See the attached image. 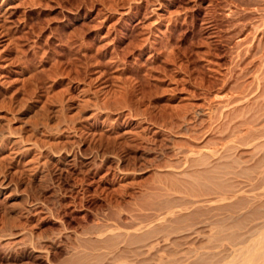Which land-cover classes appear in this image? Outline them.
<instances>
[{
    "label": "rangeland",
    "instance_id": "1",
    "mask_svg": "<svg viewBox=\"0 0 264 264\" xmlns=\"http://www.w3.org/2000/svg\"><path fill=\"white\" fill-rule=\"evenodd\" d=\"M263 71L264 0H0V264L238 261L264 235Z\"/></svg>",
    "mask_w": 264,
    "mask_h": 264
},
{
    "label": "bare ground",
    "instance_id": "2",
    "mask_svg": "<svg viewBox=\"0 0 264 264\" xmlns=\"http://www.w3.org/2000/svg\"><path fill=\"white\" fill-rule=\"evenodd\" d=\"M254 56V55H253ZM235 72V71H234ZM263 73H264V71H263ZM259 81V80H258ZM237 84V83H236ZM262 86V85H261ZM247 114V113H246ZM254 119V118H253ZM252 119V120H253ZM196 120V119H195ZM220 120V119H219ZM234 120V119H233ZM180 122V121H179ZM252 122V121H251ZM250 122V123H251ZM252 126V125H251ZM229 128V127H228ZM264 135V134H263ZM260 137V136H259ZM188 160V159H187ZM195 162V161H194ZM264 162V161H263ZM188 165V164H187ZM260 169H261V167H260ZM264 169V166L262 167V171H264L263 170ZM261 172V171H260ZM180 173V172H179ZM263 173V172H262ZM259 175V174H258ZM262 176V175H261ZM184 177H186V176H184ZM261 179H264V178H262L261 177ZM189 181V180H188ZM262 183V182H261ZM192 188V187H191ZM176 189V188H175ZM178 189V188H177ZM190 189V188H189ZM188 189V190H189ZM187 190V191H188ZM192 190V189H191ZM179 190H177V192H178ZM186 191V192H187ZM204 191V190H203ZM183 192V191H182ZM181 193V192H180ZM187 193H190V190L187 192ZM191 195V194H190ZM217 196V195H216ZM191 197V196H190ZM221 197V196H220ZM223 197V196H222ZM219 198V197H218ZM193 199V198H192ZM185 201V200H184ZM203 201V200H202ZM225 201V200H224ZM211 202V201H210ZM197 202H195V204H196ZM185 205V204H184ZM198 205V204H197ZM192 206V205H191ZM201 206V205H200ZM219 210V209H218ZM186 211V210H185ZM197 211H198V209H197ZM195 213V212H194ZM258 213V212H257ZM180 214V213H179ZM170 216H175V211H172V210H169L168 212H166V214L162 217V218H160L158 221H166L167 222V219L170 217ZM176 219V218H175ZM174 219V220H175ZM184 220V219H183ZM185 221V220H184ZM255 221V220H254ZM175 222H178L179 223V220L178 221H175ZM226 222V221H225ZM202 223V222H201ZM229 223V222H228ZM209 224V223H208ZM264 224V223H263ZM262 224V225H263ZM211 225V224H210ZM261 225V226H262ZM204 226V225H203ZM219 226V225H218ZM225 226H226V224H225ZM236 226H238V225H236ZM236 226H234V228L236 227ZM242 225H240V226H238L239 228L241 227ZM264 226V225H263ZM220 227V226H219ZM219 227H217V228H219ZM228 227H230V226H227L226 228H224V226H222L221 228H220V230L221 229H225L226 231H227V229H228ZM237 227V228H238ZM232 228V227H231ZM254 228V227H253ZM224 229L221 231V233L224 231ZM236 229V228H235ZM262 229V228H261ZM219 230V229H218ZM219 230V231H220ZM229 230V229H228ZM231 230V229H230ZM264 230V228L261 230V231H263ZM225 231V232H226ZM232 231H233V228H232ZM258 231L260 232V230L258 229ZM224 232V233H225ZM230 232V231H229ZM219 233V232H218ZM226 233H228V231L226 232ZM252 233V236L255 234V233H253V232H251ZM257 233V232H256ZM152 234V233H151ZM155 234H158V233H155ZM220 234V233H219ZM242 234H244V233H242ZM260 234V233H259ZM263 234V233H262ZM150 234H148V236H149ZM153 235V234H152ZM218 235V234H217ZM221 235V234H220ZM228 236V238L227 237H225V236ZM222 234L221 236H224V240L226 241V240H229V242H234V241H238V239H240L239 241H240V243H241V240L242 241H244V239L241 237V235H237V232L236 233H232L231 232V234ZM244 235H247V234H244ZM257 235V234H256ZM125 236L127 237V239L129 238V237H131L129 240H126L125 238V240L124 241H129V242H127L128 243V245H131L130 247L132 248V246H134L135 244H137L138 245V243L140 242H142L143 240V238H146V237H141L140 239H138L137 237H132V235L130 234V233H125ZM155 236V235H154ZM160 236V235H159ZM221 236H215L213 239H214V241H216V242H222V238H221ZM249 236L250 235H248V236H245V237H247L248 239H249V242L250 243H248V244H250V246L247 244V246H245L246 244H244V245H242V246H240V249H238L239 248V246H236V247H238V248H236L235 249V251H238L239 250V253H241V258L237 261L236 260V258H234L235 260L233 261V259H232V263H228V264H264V235H260V237H258L259 238V240L257 241V242H255V241H253V240H256V239H254L253 237V240H252V238L250 239L249 238ZM255 236V235H254ZM259 236V235H258ZM150 237V236H149ZM156 237H157V235H156ZM164 236H162V241H165V243H166V241H168L167 239H170V238H163ZM165 237H166V235H165ZM244 237V238H245ZM119 238V237H118ZM226 238V239H225ZM256 238H257V236H256ZM117 239V238H116ZM147 239V238H146ZM164 239V240H163ZM246 239V238H245ZM111 240H113V239H111ZM115 240V239H114ZM138 240H140V241H138ZM142 240V241H141ZM145 240V239H144ZM220 240V241H219ZM223 240V241H224ZM251 240V241H250ZM109 241V240H108ZM171 241V240H170ZM246 242L248 241V240H245ZM254 242L253 244L251 243V242ZM215 242V243H216ZM228 242V243H229ZM110 243H112V242H110ZM124 243V242H123ZM143 243V242H142ZM235 243V242H234ZM121 244V243H120ZM159 243H158V241L156 242V244H153L152 246H150V248H151V250L152 249H155L156 248V246L158 245ZM242 244V243H241ZM252 244V245H251ZM233 245V244H232ZM237 245H238V243H237ZM240 245V244H239ZM126 246H127V244H126ZM136 246V245H135ZM234 246H235V244H234ZM129 247V246H128ZM129 247V248H130ZM242 247V248H241ZM112 248H114V247H112ZM117 249H119V248H115L114 249V251L113 252H116V250ZM139 249V248H138ZM238 249V250H237ZM121 251V250H120ZM131 252L130 253H134V255H135V257H139V253H138V251L137 250H134V251H132V250H130ZM241 251V252H240ZM118 252V251H117ZM123 252V251H122ZM128 252V251H127ZM126 252V253H127ZM119 253V252H118ZM116 253H113V255H115ZM122 254V255H121ZM121 254H119V255H117V258H113V261H110L108 264H132L133 262H131L130 261V259H128V256H126L125 254H123V253H121ZM109 256V255H108ZM163 256V255H162ZM179 255L178 254H172V256H170V257H168V259L167 260H163V258L164 257H161L162 259H160V264H221V263H217V260H215L214 259V257H210L211 255H207L206 253H199V252H189V253H182V254H180V256L178 257ZM109 257H111V259H112V256H109ZM130 257V256H129ZM194 258V260L193 261H190V259L191 258ZM106 258H108V257H106ZM97 262L96 263H90V261H88V258H84V257H82V258H80V259H78V261H72V262H70V264H102V261H101V259L99 258V260L97 259L96 260ZM104 261H105V259H104ZM103 261V262H104ZM235 261H237L236 263H235ZM231 262V261H230ZM225 264H227V263H225Z\"/></svg>",
    "mask_w": 264,
    "mask_h": 264
}]
</instances>
